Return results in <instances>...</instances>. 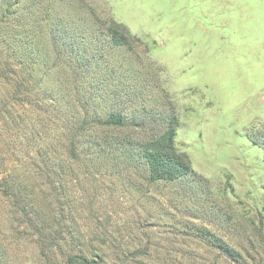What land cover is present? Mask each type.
<instances>
[{
  "label": "rangeland",
  "instance_id": "obj_1",
  "mask_svg": "<svg viewBox=\"0 0 264 264\" xmlns=\"http://www.w3.org/2000/svg\"><path fill=\"white\" fill-rule=\"evenodd\" d=\"M63 1L51 15L79 24L81 47L106 60L81 75L46 49L48 71L29 84L40 111L0 81V183L12 176L21 191L0 185V264H236L221 243L237 264H264V148L248 138L264 135V0ZM111 22L124 47L108 42ZM92 103L127 125L76 133ZM170 112L192 176L152 182L142 147Z\"/></svg>",
  "mask_w": 264,
  "mask_h": 264
},
{
  "label": "trees",
  "instance_id": "obj_2",
  "mask_svg": "<svg viewBox=\"0 0 264 264\" xmlns=\"http://www.w3.org/2000/svg\"><path fill=\"white\" fill-rule=\"evenodd\" d=\"M77 1L72 5L68 3L67 6H72L75 10L80 0L78 3ZM63 2V0H0V81L9 89L11 100L16 105H30L36 111L45 109L44 101L34 95L29 84L34 80L35 73L39 70L38 67L44 65L48 71L49 53L54 54L56 62L61 61V58L63 63L66 61L76 63L77 67L82 69L81 75L89 72L90 69L93 71L92 68L98 64L100 59L106 60L103 57H94L95 53L87 51V47H81V40H78L79 36L77 37L75 33L79 24L75 23L74 28L71 27L74 21H70L69 18H57L51 15ZM54 3L57 4L54 6ZM45 29L46 33L52 35L51 41L48 40L50 37L46 39L47 37L41 34V31ZM122 29L115 22L107 26L106 35L111 46L124 47L127 44ZM50 47H52V52H45ZM95 48L96 54L103 52L100 44H97ZM89 98L91 100L85 101L88 107L89 102L94 101L92 97ZM94 106L92 103L89 112H84V116L75 127L76 133L85 130L86 121H92L96 125L105 126L111 130H120L127 125L123 110L111 108L108 112L100 113L92 109ZM0 113L3 116L6 115L7 104L2 107ZM170 113L162 118L166 120L165 129L151 137L142 147V157L147 164L149 179L152 182H171L192 176L188 158L175 149L177 120L174 114ZM248 138L252 144L264 148V135L257 139L250 133ZM75 152L76 148L72 146L70 149L72 159H76ZM6 180L10 183L3 184ZM0 185H2L4 196L15 199L21 196V191L12 176L3 177ZM216 247L231 262L236 264L240 262L241 254L234 248L224 243ZM64 264H92V262L85 257L70 256Z\"/></svg>",
  "mask_w": 264,
  "mask_h": 264
}]
</instances>
